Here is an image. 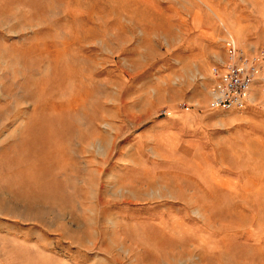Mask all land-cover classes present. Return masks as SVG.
Wrapping results in <instances>:
<instances>
[{
    "label": "rangeland",
    "instance_id": "rangeland-1",
    "mask_svg": "<svg viewBox=\"0 0 264 264\" xmlns=\"http://www.w3.org/2000/svg\"><path fill=\"white\" fill-rule=\"evenodd\" d=\"M225 30L264 48V0H0L3 262L264 264V97L210 107Z\"/></svg>",
    "mask_w": 264,
    "mask_h": 264
},
{
    "label": "built area",
    "instance_id": "built-area-1",
    "mask_svg": "<svg viewBox=\"0 0 264 264\" xmlns=\"http://www.w3.org/2000/svg\"><path fill=\"white\" fill-rule=\"evenodd\" d=\"M224 32V58L217 59L212 71L215 84L209 91L210 107L244 111L251 104H260L253 95L264 97V48H243L232 33Z\"/></svg>",
    "mask_w": 264,
    "mask_h": 264
},
{
    "label": "crops",
    "instance_id": "crops-1",
    "mask_svg": "<svg viewBox=\"0 0 264 264\" xmlns=\"http://www.w3.org/2000/svg\"><path fill=\"white\" fill-rule=\"evenodd\" d=\"M0 264H13V263H10L8 261L3 262L2 258L0 257Z\"/></svg>",
    "mask_w": 264,
    "mask_h": 264
}]
</instances>
